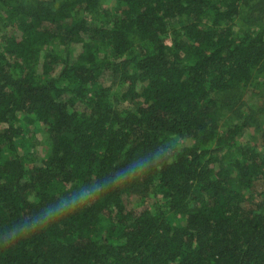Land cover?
I'll use <instances>...</instances> for the list:
<instances>
[{
	"label": "trees",
	"instance_id": "obj_1",
	"mask_svg": "<svg viewBox=\"0 0 264 264\" xmlns=\"http://www.w3.org/2000/svg\"><path fill=\"white\" fill-rule=\"evenodd\" d=\"M110 1L0 0V229L138 153L165 161L0 246V264H264V125L259 149L236 144L250 117L220 129L224 97L264 87V25L236 29L249 0Z\"/></svg>",
	"mask_w": 264,
	"mask_h": 264
},
{
	"label": "rangeland",
	"instance_id": "obj_2",
	"mask_svg": "<svg viewBox=\"0 0 264 264\" xmlns=\"http://www.w3.org/2000/svg\"><path fill=\"white\" fill-rule=\"evenodd\" d=\"M112 3L113 2L110 0H107V4L112 5ZM244 9L247 16L237 21L236 29L248 28L254 20V23L258 24L261 22L264 25V0H249L248 5H246ZM248 12H250V15ZM101 82L107 86L111 84L112 79L109 74H106L101 78ZM121 90L122 88L120 86L114 85L111 87L109 98L112 106L118 109L132 108L128 101H121ZM262 95H264V87L249 86L246 89L236 91L230 96L224 97L231 98V109L221 112V131L230 123H235L239 120H248V117L252 119L251 125L247 126L243 130V133L237 136L236 144L254 146L259 149L260 140L258 138V133L260 128L264 125V111L260 112L259 110L263 105ZM46 138V132L38 123L30 125V127L26 129L23 139L24 146H20L19 151L24 157L30 158L31 162L28 163L29 166L38 163L39 159L44 155L47 144ZM184 142L186 143L188 140L184 139L179 143L183 144ZM27 146L29 148H27ZM260 191V184L256 183L250 190L246 191V196H252L257 201ZM134 199H136V197L133 198V201H135Z\"/></svg>",
	"mask_w": 264,
	"mask_h": 264
},
{
	"label": "clouds",
	"instance_id": "obj_3",
	"mask_svg": "<svg viewBox=\"0 0 264 264\" xmlns=\"http://www.w3.org/2000/svg\"><path fill=\"white\" fill-rule=\"evenodd\" d=\"M166 155V149L163 147L147 153H138L114 172L110 171L93 181L77 183L69 189L61 188L59 198L38 207L23 222L5 225L3 229H0V246H11L19 238L46 230L58 220L86 207L93 198L98 197L100 194L106 193L116 186L129 183L162 166Z\"/></svg>",
	"mask_w": 264,
	"mask_h": 264
}]
</instances>
